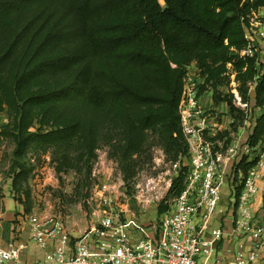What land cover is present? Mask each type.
Listing matches in <instances>:
<instances>
[{
	"label": "trees",
	"instance_id": "1",
	"mask_svg": "<svg viewBox=\"0 0 264 264\" xmlns=\"http://www.w3.org/2000/svg\"><path fill=\"white\" fill-rule=\"evenodd\" d=\"M158 1L0 0V113L5 107L14 144L12 189L19 191L27 180L30 170L20 161L28 150L45 153L80 142L83 156L93 159L106 129L119 133L123 154L131 156L145 133L159 128L168 150L183 159L177 105L191 62L210 74L208 63H232L240 83H255L254 102L262 113L247 145L262 142L264 63L235 52L247 43L246 17L264 0ZM257 161L242 156L235 180ZM184 171L172 180L167 199L182 191ZM240 190L241 184L236 198ZM167 209L161 203L156 211Z\"/></svg>",
	"mask_w": 264,
	"mask_h": 264
},
{
	"label": "built area",
	"instance_id": "2",
	"mask_svg": "<svg viewBox=\"0 0 264 264\" xmlns=\"http://www.w3.org/2000/svg\"><path fill=\"white\" fill-rule=\"evenodd\" d=\"M258 9L246 17L243 25L244 49L235 52L239 59L254 58L264 63V16L255 18ZM254 37V40H253ZM205 76L194 63L184 69L177 105L179 130L186 145L183 189L171 199L168 209L149 230L132 238L124 212L114 210L105 185L94 193L93 222L81 236L73 237L61 224L51 219L23 217L29 241L41 252L42 259L33 264H221L218 247L224 240L222 219L231 218V237L237 243L233 264H258L264 259V221L256 218L253 199L261 177V158L242 178H234L235 166L248 145L238 142L219 117L205 107L201 88ZM254 90L255 83L250 84ZM236 105L242 106L235 96ZM264 154V153H263ZM241 190L235 197V187ZM98 187V186H97ZM97 187L95 190H97ZM223 188L229 203L220 208ZM228 209V213L225 212ZM264 220V219H263ZM27 244L16 237L0 245V264H29L21 259Z\"/></svg>",
	"mask_w": 264,
	"mask_h": 264
},
{
	"label": "rangeland",
	"instance_id": "3",
	"mask_svg": "<svg viewBox=\"0 0 264 264\" xmlns=\"http://www.w3.org/2000/svg\"><path fill=\"white\" fill-rule=\"evenodd\" d=\"M254 15L257 19L263 17L264 7ZM254 41L257 48L264 46V40ZM220 64L212 66L208 63L211 74L201 68L205 71L204 74L202 72L205 81L201 88L203 104L217 114L219 123L229 129L240 144L246 145L262 109L255 106L254 90L249 87L252 82L240 83L232 63L223 67ZM173 66L170 65L171 68ZM243 72L244 69H241L240 73ZM235 96L242 106L234 103ZM7 124L4 107L0 113V201L12 199L21 216L36 220L51 219L61 224L73 237L81 236L93 222L94 202L90 198L94 193L98 194L99 185L114 191L111 195L114 210L124 212L132 238L139 237L142 231L149 234L160 219L156 211L158 205L171 202L170 198H166L167 191L185 165L184 158L174 157L168 150L159 128L147 131L142 145L131 156L123 154L119 133L106 129L98 136L93 159L83 156L80 142L65 148H49L45 153L28 150L20 162L30 172L17 191L11 186L9 167L14 144L10 138L11 129H5ZM263 153L264 139L255 148L248 147L243 156L248 155L250 160L256 156L261 158L263 164L259 175L264 177ZM58 168H61L60 172H57ZM227 193L223 188L220 208L229 203ZM225 212L228 213V209Z\"/></svg>",
	"mask_w": 264,
	"mask_h": 264
},
{
	"label": "crops",
	"instance_id": "4",
	"mask_svg": "<svg viewBox=\"0 0 264 264\" xmlns=\"http://www.w3.org/2000/svg\"><path fill=\"white\" fill-rule=\"evenodd\" d=\"M256 183L258 191L253 199V205L255 209H259L263 202L264 177L261 176ZM19 213H21V211L12 199L0 201V245L4 246L8 240L16 237L19 241L27 244L26 250L21 255L22 261L33 264L39 260L41 261L42 252L29 241L27 224L24 222L23 215L21 216ZM256 218L260 221H264V210L259 211ZM231 221L228 214L222 219L225 236L217 250L221 264H233L232 254L238 246L231 237ZM258 264H264V261Z\"/></svg>",
	"mask_w": 264,
	"mask_h": 264
},
{
	"label": "water",
	"instance_id": "5",
	"mask_svg": "<svg viewBox=\"0 0 264 264\" xmlns=\"http://www.w3.org/2000/svg\"><path fill=\"white\" fill-rule=\"evenodd\" d=\"M158 2H159L160 5L164 4L162 0H159Z\"/></svg>",
	"mask_w": 264,
	"mask_h": 264
}]
</instances>
